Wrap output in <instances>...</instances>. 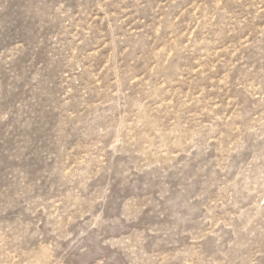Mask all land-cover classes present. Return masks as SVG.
<instances>
[{"label":"rangeland","instance_id":"rangeland-1","mask_svg":"<svg viewBox=\"0 0 264 264\" xmlns=\"http://www.w3.org/2000/svg\"><path fill=\"white\" fill-rule=\"evenodd\" d=\"M0 264H264V0H0Z\"/></svg>","mask_w":264,"mask_h":264}]
</instances>
